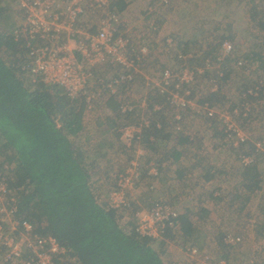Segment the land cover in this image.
I'll list each match as a JSON object with an SVG mask.
<instances>
[{"label":"trees","instance_id":"obj_1","mask_svg":"<svg viewBox=\"0 0 264 264\" xmlns=\"http://www.w3.org/2000/svg\"><path fill=\"white\" fill-rule=\"evenodd\" d=\"M154 1L152 0L151 6H155ZM234 1L238 3L235 4ZM240 1L230 0L226 6L221 4L220 7H226V11L218 15L212 11L214 21L220 18L228 19L230 22L226 26L228 32L225 31L219 36L216 33L214 37H209L212 38L210 41L205 33L193 34L189 38H183V35L171 38L177 51L193 52L194 57L188 60L192 67L204 69L203 73L196 75L197 81L199 78L208 81L210 78L218 79V70H223L224 76L220 80L224 82L231 76L228 64L236 54L234 52L226 58L217 69V65L221 63L218 62V58L222 56L221 42L228 39L235 47V35L231 33L237 25L245 29L248 26V30H252L247 52L242 53L240 50L236 52L237 60H243L245 64L243 73L249 76L257 74L258 79L252 83L242 84L240 88H243L241 94L244 96L240 98L241 104L237 100L233 102V108L239 109V115L234 117V121L237 124H240L238 121L244 122L239 126L249 135L245 123L251 121L253 112L255 116L258 113L255 104L260 103L263 110L259 114L264 115V93L263 85L260 83L264 81V76H260L264 75V72H259L264 71V11L252 13V16L244 15L240 11L242 4ZM4 6V1L0 0V25H4L7 31L0 32V157H3L0 164V179H3L8 188L16 194L19 219L29 221L39 235L55 238L67 250L65 264H167V248L171 242L181 244L185 250L190 247L201 250L195 246L198 243L193 241L196 238L197 226L188 210L178 213L174 225L167 228L162 238L153 239L140 236L137 232L135 215L137 206L128 212L125 208H113L110 203V195L117 189L118 177L113 179L110 176L112 168L108 165L109 156L112 155L110 152L112 143L104 138L103 134H111L113 139L123 143L120 129L127 125H140L141 119L145 117L150 121V127L142 133L141 142L135 139L132 147L126 150L133 151L138 147L145 149L147 146L150 155H154L152 160H157L154 166L160 170L161 163L169 158L165 150V153L161 154L157 151L158 148L166 146L168 149L169 145L166 143L170 141L169 138L179 136L182 142L195 138L196 134L193 137L185 136L189 133L184 127L188 120L185 114L181 111L179 120L176 118L178 113L172 114L170 120L169 114L165 111L170 107L157 89L150 94L152 100L149 104L150 111L148 107L136 105L133 112H122L116 96L108 94L104 98V107L108 110L105 118L112 121L114 128L103 130L97 143L92 144L90 133L85 135L83 123L88 110L84 95L72 99L59 85L47 84L41 77H38L36 82L25 78L26 70H22V66L27 63L26 42L22 37L16 38L15 31L18 28L7 22L10 18ZM114 6H117L120 13L127 10L125 0H117L113 3ZM185 14L191 15L187 10ZM160 18V24L164 23V18ZM156 21L159 25L158 20ZM197 41L198 43L207 41L206 48L192 49V43L195 44ZM174 54L170 57L177 62ZM207 61L213 66L211 69L205 68ZM253 65L256 67L253 68ZM175 67L177 66H173ZM257 67L259 70L254 72ZM94 74L97 79L100 78L97 69ZM191 89L189 99L195 100V86ZM218 92L219 89L216 94L212 93L199 99L198 104L203 105L205 102L214 104L215 97L219 96ZM245 104L250 107L249 110ZM157 106L160 109H155ZM190 110L193 116L205 118L196 115L192 108H189ZM207 120L211 127H216L220 123ZM176 124L182 127L177 134L174 133ZM215 127L214 131L223 140L221 145H224V130L227 126L216 127L217 129ZM251 136H248L246 143L242 145L243 148L239 150L245 157L251 158L253 163L243 166L240 156H238L240 160H237L244 188L250 193L259 189L261 185L258 167L260 158L264 155V135ZM77 140H84L83 146L88 145L87 149ZM194 143L200 145L201 142ZM258 144L261 145V149L258 148ZM124 145L126 147V144ZM169 151L175 162L185 154L176 147ZM223 157L227 158V155L221 156L220 159ZM148 163L141 171L137 182L145 179L154 181L156 178L150 173L152 162ZM178 175L181 176V172H178ZM211 176L208 177L209 180ZM202 211L206 213L205 210ZM197 219L200 220L199 216ZM227 235L218 237L223 247L229 249L236 246L225 243L224 238ZM221 253L223 255L217 252V259L228 263L232 254L229 251Z\"/></svg>","mask_w":264,"mask_h":264},{"label":"rangeland","instance_id":"obj_2","mask_svg":"<svg viewBox=\"0 0 264 264\" xmlns=\"http://www.w3.org/2000/svg\"><path fill=\"white\" fill-rule=\"evenodd\" d=\"M3 1L5 4L4 7L6 8L7 14L9 15L8 18H10L9 20H7V22L13 23L18 28L15 31V34L19 33L21 30V34L23 35V38L26 42V39H28V37L25 33L26 31L29 32V30L31 29L30 20L28 19L30 11L28 8L24 7L23 4V2H25L26 0ZM116 1L117 0H115V2ZM229 1L230 0H168V3H166L168 4L167 6L160 5L156 8V10H154L150 5L152 0H125L127 10H124L123 13H120L117 6H114V11H116L123 20L120 28L124 30H131L133 39H137L139 37L142 38V36H144L143 38L146 41L150 40L147 43L152 50L151 59L146 64H144V66L141 67L140 71L136 74L132 88L128 91L126 89L123 90L122 95L126 99L124 103L130 102V104L134 103L138 106L142 107L143 105L145 108H149V104L152 103L150 94L156 88L149 89L147 87V78L152 81L153 87H156L155 84L158 82L157 80L159 74L163 68L167 66L173 67L179 65L174 58H171L166 54L163 46L164 39L166 40L167 38L172 39L171 37H179L178 35H183V38H189L193 36V34L201 35L203 33H205V36L209 38L214 37L216 33H218L219 36L225 31L228 32L226 27L227 24L230 23L228 19L220 18L217 21H214L212 19V11H214L217 15L220 14V12L226 11V7L221 8L220 5L222 4L223 6H226L227 4H229ZM190 2H192L194 5H191ZM234 2H236L235 4L238 3L237 1ZM240 2H242V4L240 5V11L244 15L247 14L252 16V13L264 11V0H241ZM228 8L229 10L232 9L231 7H229V5ZM145 10L147 11V14H149V12H152V16L154 17V19L156 18L157 20H159V17H163L164 23L157 25V21L155 20V26L157 30H153L151 29L150 20H147L146 26H143L145 27L144 29L136 31L134 29H130L128 24L132 27L131 17L133 19V22L135 18H138V15L142 14V17L145 18ZM186 10L191 15H186ZM124 14H126L125 18ZM87 16L94 22H96L98 19V15L96 14H88ZM137 20L139 21V19ZM126 21L128 22V24L126 23ZM234 26H236V24H234ZM236 27L237 28L231 33L232 35H235L234 43L236 56H234L233 60H230L228 64V68L231 71L230 78H228L224 82H222L220 79L210 78L208 81L199 78V80H196L193 84L196 90L195 99H202L212 93L216 94L217 90L219 89V96L215 97L213 103L221 112H230L234 107L233 102H235V100H237V102L241 104L240 98H242L244 94H241L243 88H240V86L248 82L252 83L254 80L258 79V77L256 76L257 74L249 76L247 73H243L242 70L244 69H239L235 65V63H237L238 61L237 52L240 50L242 53H246L247 45L250 44L249 41L250 39H252L250 37L252 30H248V26L246 27L247 29L243 28L240 25H237ZM135 28H139V26ZM238 30L242 32L245 30V32L240 33ZM0 32H7L4 25H0ZM211 39L212 38H209V41ZM41 40L43 39H37L34 46L46 43L45 41L42 42ZM32 41L33 40H30V42ZM198 41L195 44L192 43V49H205L207 46V41L201 43H198ZM51 45L56 46V41H52ZM29 46V43L26 42V48ZM26 60H28V55ZM26 60L25 62H27ZM25 65L26 63L22 66V70H25ZM255 67L256 66L253 65V68ZM194 68L196 69V67ZM120 69L121 68L117 66L115 67L106 65L97 68V71L100 78L102 77L110 79L117 73H119ZM258 70L259 69L257 67L253 71L256 72ZM259 72L264 71L260 70ZM25 78H29L35 82L38 80L37 76L29 71L25 72ZM216 84H218V89H216L215 87ZM90 91L95 94L96 97L91 105V109L89 110L88 108L85 114V118L83 119V123L85 127V135H88L90 133V136L92 137L91 143L95 144L97 143V140L103 130H107L108 128L112 130L114 126L112 121L106 119V116L104 115L107 110L104 107V98H106V96L108 95L107 92L105 91L101 93V95H98L101 91L98 81L93 82V87L90 89ZM259 104L260 103L255 104V107L258 109V113L256 114V116L253 112L251 121L245 123L247 128L246 131L249 133V135L247 136L256 135L259 137L261 136V134L264 135V121L260 120L264 119V117L261 118V115L263 114H259V112L263 110V107H261ZM150 110L151 108H149V111ZM165 111H167L166 113L169 114L170 120L172 114L181 112L175 111L171 108L166 109ZM184 111L182 112L185 114V118L188 119L185 122L184 127L189 132L188 134H193L191 137L199 133L198 130L202 128L203 125L209 127L208 122L197 119V117L193 116L191 110L189 111L188 109ZM102 114L104 116H102ZM231 115L233 116V114ZM238 123L243 124L244 122L238 121ZM121 126L123 127L124 123ZM216 127L221 128L219 124L216 125ZM121 129L119 131L120 133ZM103 135L104 138L111 141L112 143L110 146L112 147L110 151L112 152V155L109 156L110 159L108 165L112 168V175H110L111 178L116 179L117 176L125 171L126 167L129 166L131 169V176L132 171L134 170V168L132 169V166H137V164L140 166L142 171L146 168L148 159L150 161L149 163L152 162L150 167L158 170V168L154 166V163H156L157 160H152V157L154 155H150V153H148V155L146 154L145 149L148 148L147 146L146 148L144 147L145 154L143 153V149L139 147L136 150L129 151L126 150V148H131L132 146H130V144H126L128 142L125 141L122 137L121 140L123 141V143H120L113 139L111 137V134ZM178 139L182 140L180 137H177L173 140L175 141ZM228 140L229 139H227L226 141L224 138V148L227 155L225 163L227 169L225 170V174L223 175H220L218 173L219 171L214 173V178L212 179L213 182L210 184L218 187L213 188V194H209L212 190V186H206L204 182L202 184V181L208 182L204 179V175L207 170H197L192 174L190 173V171L181 172V176H179L174 172V170H171L169 168L170 165H166L164 169L159 165L160 170H158V176H154L156 177L154 181L145 179L142 182H137L134 176L131 177L132 185H130L129 189L126 191V199L130 202L131 209L127 211L130 212L135 206H137L138 210L141 211L151 210L158 203L168 204L170 207L174 208L177 213L186 212L188 210L193 217L192 219H194L195 221V226H197V232L195 233L196 238L193 239V241H196V243H198L195 244V246L201 249H197L201 253V255L207 254L210 255L215 261H220V259H217V252H219L220 255H223V253L221 252L229 251L232 254V258L227 264H264V158H260V164L258 167L261 185L259 189L254 190L252 193H250L244 188V183L239 172L240 164L238 163V161L241 159V165L244 166L246 163L243 160L244 158L248 157H245V155L242 154L241 150H239L243 148L242 145H233V142ZM251 140L255 139L251 138ZM79 141L80 140H77V142ZM197 141L203 142L197 137V135H195L194 140L183 142V145L189 147H187V150L191 149V152L194 154V157L198 162L203 164L207 163L204 165L209 166V161L213 159V156L218 155V158L221 157V151H216V154H200V145L194 143ZM205 141L206 142L204 144H207L206 146H209L210 143L216 144L217 142L216 140L209 138H207ZM83 142L84 140L80 141V145L82 147H84ZM222 142L223 140H221V144ZM124 144H126V147ZM85 146L87 147L88 145ZM218 146L220 147V144ZM260 147L261 145L258 144V148ZM164 150L167 152V155L171 154L169 151L170 149H166L164 147L162 149H157V151H159L161 154L165 153ZM189 155L190 154L188 152V156ZM209 155L210 157H208ZM238 156H240V159H238ZM2 159L3 157H0V164ZM165 162H167V160ZM249 165L251 164L249 163ZM183 166L187 165L185 164ZM6 167L8 168V166ZM219 176L221 177L218 179L217 177ZM201 184L202 186H200ZM105 187L107 188L108 185ZM197 191L200 193V196L196 194ZM216 193L220 195L216 196ZM206 207L210 208L211 211H209V209H207ZM202 210H207L209 212L206 211L205 213ZM198 216L200 220L197 219ZM4 232L6 235L12 232V229L8 223H5ZM224 234H233L236 236H240V244L232 246L229 249H225L219 242L220 239L218 238ZM171 243L167 248V264H199L200 254L198 256H191L181 244ZM1 258L2 253L0 245V259ZM19 264L21 263L19 262Z\"/></svg>","mask_w":264,"mask_h":264},{"label":"built area","instance_id":"obj_3","mask_svg":"<svg viewBox=\"0 0 264 264\" xmlns=\"http://www.w3.org/2000/svg\"><path fill=\"white\" fill-rule=\"evenodd\" d=\"M115 0H26L24 7L29 9L30 30L26 31V42L29 43L28 60L25 70L41 77L47 84L59 85L72 99L81 95L86 97L89 110L96 95L90 89L93 82L98 81L101 91L115 95L120 102L122 112H133L136 104L124 103L126 100L122 92L130 90L136 74L150 59L152 50L142 36L133 39L131 30L121 27L123 20L114 11ZM159 5H166L168 0H156ZM152 12H149L151 14ZM88 14L98 15L96 22L90 20ZM151 29L157 30L155 20L149 19ZM90 22V23H89ZM21 30L16 34L17 39L23 38ZM154 37V36H152ZM146 38V37H145ZM37 39H43L45 44L37 46ZM30 40H33L30 42ZM56 41L57 45H51ZM33 45V46H32ZM167 55L177 59L178 66L163 68L158 77V82L153 87L152 81L147 78L146 85L149 89L156 88L168 106L175 111H184L192 108L196 115L203 116L211 121L220 122L227 126L224 130L225 140L229 139L234 145H244L248 139L247 133L234 121V116L239 115V109L230 112H221L214 104L205 102L198 104L199 99L191 100V87L196 81V75L203 73L204 69L192 67L188 60L194 57L193 52L183 53L176 50L172 39H166L163 44ZM222 56L218 58L217 69L221 67L226 58L235 52L234 44L225 39L221 42ZM120 67L119 73L112 78H96L94 71L102 66ZM236 67L243 69V60L235 63ZM210 62H206V69H211ZM218 76H224L223 70H218ZM263 86L264 81L260 82ZM218 89V84L215 85ZM258 90V88H257ZM244 96V95H243ZM257 96V94H255ZM247 106V104L245 105ZM143 108H145L142 105ZM249 106L246 107L247 110ZM156 109H160L159 106ZM233 114V116L231 115ZM246 116V115H245ZM180 119V115L176 117ZM150 127V121L145 117L140 125H127L122 128V138L133 145L135 139L141 140L144 130ZM222 127V129H223ZM182 130L180 124L175 126V134ZM153 140V139H152ZM141 142V141H140ZM139 142V143H140ZM264 152V150H263ZM264 158V155H263ZM248 160V161H246ZM249 165L251 158L243 160ZM130 166L118 175L117 189L110 195L113 208L131 209L130 202L126 199V191L132 185L131 177L135 179L141 175V168ZM150 173L158 176V170L150 169ZM15 193L8 188L7 183L0 179V245L2 258L0 264H65L67 250L62 247L52 236H41L34 226L27 220L18 217V202ZM137 232L140 236L153 239L162 238L167 228L174 225L178 217L177 211L168 204L158 203L151 210H137ZM5 223H8L12 232L5 234ZM23 240V244H22ZM226 244L237 245L241 237L228 234ZM191 256H199V264H227L226 261H215L210 255L202 254L194 247L186 250ZM199 252V253H198Z\"/></svg>","mask_w":264,"mask_h":264},{"label":"crops","instance_id":"obj_4","mask_svg":"<svg viewBox=\"0 0 264 264\" xmlns=\"http://www.w3.org/2000/svg\"><path fill=\"white\" fill-rule=\"evenodd\" d=\"M131 12V11H130ZM127 14V13H126ZM126 14H124V18L126 17ZM131 15H132V13H131ZM145 18H143L142 17V14L141 15H138V18L137 19H139V21L135 18V20H134V22H133V19H132V17H131V21H132V27L128 24V22L126 21V23L128 24V26L130 27V29H134L135 31L136 30H141V29H144L145 27H143L144 25L146 26V22H147V20L148 19H150L151 18V16H149L148 17V14H147V11L145 10ZM133 17H134V15H133ZM153 17V16H152ZM123 18V19H124ZM160 20H161V18L159 17V20H158V24L160 25ZM139 26V28H135V27H138ZM139 38H141V37H139ZM142 39V38H141ZM142 41H143V39H142ZM105 106V105H104ZM107 111L108 110H106V112L104 113V115H106V114H108L107 113ZM103 114H102V116H104ZM197 119H200V120H203V121H205V122H208V120L207 119H205V118H197ZM114 126V125H113ZM215 127V126H214ZM214 127L212 126H210L209 125V127H207V126H204L203 125V127L202 128H200L198 131H199V133H197L196 135H197V137L199 138V139H201L203 142H201L200 143V146H199V153L200 154H202V153H205V154H216L217 152L216 151H221V155L220 156H224L225 154H226V150H225V148H224V145H221V138L219 137V135H218V133H216L214 130ZM216 128V127H215ZM217 129V128H216ZM110 133V132H109ZM110 135V134H109ZM185 135H189V136H192L193 134L192 133H190V134H188V133H186ZM177 137H179V136H177ZM177 137H173V138H171L170 140L171 141H168L167 143H166V145H169L168 146V149H172V148H177L179 151H184L185 152V154H184V156L183 157H181L180 159H179V161H173V159L171 158V155H168V160H167V162H163V163H161V167H163V169H164V167H166V165H170L169 166V168L171 169V170H174V172L176 173V174H178V172H189L190 171V173L192 174V173H195V171H197V170H207V172L205 173V175H204V179L206 180V181H208V182H205V181H202V184H203V182H204V184L207 186V185H209V186H212V190L210 191V193L209 194H213V188H215V187H218V186H213V185H211L210 183H212L213 182V178H214V173L215 172H217V171H219L218 173L220 174V175H223V174H225V170L227 169V167H226V163H225V160H226V158L225 157H223L222 159H220V158H218V155H215V156H213V159L211 160V161H209V166H206V165H204V164H207V163H200V162H198L197 160H196V158L194 157V154L191 152V149H189V150H187V147L188 146H185V145H183V142H182V140H180V139H178V140H173V139H175V138H177ZM207 138H209V139H214V140H216L217 142H216V144H212V143H210L209 144V146H206L207 144H204L206 141V139ZM220 144V147H217V145H219ZM141 148V147H140ZM164 148H166V146L164 147ZM189 148V147H188ZM143 153L145 154V150L143 149ZM188 152H189V156H188ZM148 153H150L149 152V149L147 148L146 149V154L148 155ZM208 157H210V155L208 156ZM159 159H160V157H158ZM170 158H171V160H170ZM217 158H218V160H217ZM170 160V161H169ZM171 162H174V163H171ZM190 162V163H189ZM204 162V161H203ZM187 165V166H183V165ZM212 175V176H211ZM211 176V179L209 180L208 179V177H210ZM221 176H219V177H217L218 179L220 178ZM216 178V179H217ZM221 179H224V178H221ZM212 180V181H211ZM202 184L200 185V186H202ZM199 189H200V187H199ZM199 189H198V191H199ZM196 192V194L198 195V196H200V193L199 192ZM208 194V195H209ZM216 196H218V195H220V194H218V193H216L215 194ZM223 197V196H222ZM230 197V196H229ZM207 208V207H206ZM207 209H209V211H211V209L210 208H207ZM207 211V210H206ZM209 211H207V212H209ZM172 244V243H171Z\"/></svg>","mask_w":264,"mask_h":264},{"label":"clouds","instance_id":"obj_5","mask_svg":"<svg viewBox=\"0 0 264 264\" xmlns=\"http://www.w3.org/2000/svg\"><path fill=\"white\" fill-rule=\"evenodd\" d=\"M156 1V0H155ZM156 3V2H155ZM158 6H160L158 3H156L155 4V6H151L154 10H156V8L158 7ZM161 6H167V4L166 5H161ZM152 13L151 14H148V17L149 16H151V18L150 19H154V17H152ZM149 20V19H148ZM154 20H157L156 18L154 19ZM168 56H172V55H168Z\"/></svg>","mask_w":264,"mask_h":264}]
</instances>
